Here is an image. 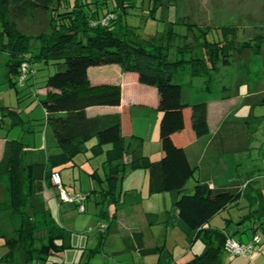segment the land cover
<instances>
[{"label":"trees","instance_id":"obj_1","mask_svg":"<svg viewBox=\"0 0 264 264\" xmlns=\"http://www.w3.org/2000/svg\"><path fill=\"white\" fill-rule=\"evenodd\" d=\"M115 1L113 10L100 14L95 7L87 6L89 2L80 0H75L74 4H68L66 0H0V52L8 54V74L3 80L13 85L22 83L29 78L35 63H41L44 68H56L44 78L45 90L40 104L50 127L48 134L53 136L59 149L56 153H47L44 149L29 151L19 139L5 140L0 158V181L6 183L7 209L12 217L20 219V224L15 235L0 231L7 249L0 256V264H59L60 261H51V256L70 247L69 236L52 217L42 193L47 186L55 187L52 173L59 172L61 167L74 166L75 157L93 138L96 143L90 148L92 156L104 154L103 165L108 167L107 189L100 191L102 202L105 197L118 202L116 188L125 176V165H129L131 171L142 169L147 172L150 194H177L175 205L180 219L192 231L190 239L195 236L204 243L203 252L185 264H224V244L234 233L205 225L217 213L236 204L244 190L250 211L240 222H259L251 227L254 233L263 224L264 200L249 195L253 181L246 182L245 189L239 184L211 188L209 183L195 178L198 166L188 158L184 144L191 137L209 134L208 104L203 100L186 101L182 89L190 82L177 79L178 71L189 66L191 77L206 76L208 88L203 87V92L211 94L209 85L213 74H220L221 69L230 67L234 61L248 60L249 55L258 54L262 39L238 42L234 26L202 29L183 19L170 22L171 25L187 24L183 34L170 25L161 38H140L132 27L122 22L119 13L132 5L133 0ZM39 11L48 15L47 31L33 36L17 29V20ZM108 15L113 18L103 24L102 20ZM213 30L220 32L221 37L210 40L208 35ZM189 34L193 37L192 43L187 41ZM176 37H183L187 43L174 49L171 45ZM112 64L119 65L125 72L137 73L141 84L158 89L159 106L164 112V153L158 160H152L142 152L143 137L125 136L120 114L89 115L87 112L93 106L120 105V84H94L88 74L90 67ZM242 83L236 84V93L230 86L223 85L221 98L229 99L239 93L238 85ZM260 102L264 103V98ZM7 112L13 115L11 125L22 122L16 111L7 109ZM262 118L259 115L241 122H224L216 132L211 148L222 154L250 150L251 128ZM106 145L109 148L105 149ZM192 178L196 183L192 192H187L186 185ZM94 192L91 191L89 196ZM101 214L108 218L104 208ZM37 216L45 223L46 228L41 232L37 230L40 220L36 221ZM159 248L146 247L142 252H156Z\"/></svg>","mask_w":264,"mask_h":264},{"label":"rangeland","instance_id":"obj_2","mask_svg":"<svg viewBox=\"0 0 264 264\" xmlns=\"http://www.w3.org/2000/svg\"><path fill=\"white\" fill-rule=\"evenodd\" d=\"M80 1L89 2L87 6L95 7L100 14L113 10L116 2L115 0ZM132 2V5L126 7L124 11L120 10L119 13L122 22L132 27L140 38H161L171 25L170 22L183 19L202 29H206L208 26H234L236 28L235 40L238 42L249 41L257 37L262 39L258 54L249 55L248 60L234 61L230 67L221 69L220 74H213L212 83L209 85L212 93L209 95L205 94L202 89L203 87L208 88L206 76L191 77L189 66L178 71L177 79L183 83L190 82V87H188L189 97L193 101H206L210 105V116L215 119L222 111L233 113L238 120L259 115L263 116L261 121L251 128L252 143L250 150L236 154L231 153V155L223 153V163L220 161V164L215 165L212 162L214 153L212 154L210 151L212 148L208 149L209 151L204 158V163L206 162L204 166L207 167L206 174L211 172V177L220 186L232 185L235 180L243 181L247 172L250 171L255 181L249 193L256 199L264 200V103L260 102L264 98V0H133ZM66 3L74 4L75 0H66ZM102 6H104L103 9H101ZM171 26L181 34L185 33L188 28L187 24H174ZM17 29L36 36L39 32L48 30V15L43 11H39L32 16L19 19L17 20ZM219 36L221 37V33H215L213 30L208 38L213 40ZM192 40L193 37L189 34L187 41L192 43ZM187 41L183 37H176L171 46L175 49L178 46H184ZM173 48L171 49L173 50ZM7 63L8 54L0 52V155L3 142L6 139L13 138L21 140L30 150H42L45 147L50 127L46 122V113L40 104V99L43 97L45 90L44 78L48 74L54 73L56 68L54 66L44 68L41 63H35L32 66L33 70L29 78L22 83L18 82L13 85L3 80L5 77L7 79ZM238 82L244 83L238 85L239 93L233 94L236 93ZM223 85L231 87L233 91L231 98H221ZM246 94L248 96L245 97ZM6 108L16 111L22 122L11 125L13 115L8 114ZM140 119V123L145 125L144 130L146 131L143 134H147L149 123L151 121L154 123L155 115ZM212 131H214L213 125ZM95 140L93 138L85 143L86 149L75 157L74 166H65L59 169L60 176L68 190L80 192L83 188L87 189L93 186L99 190L102 188L103 185L98 179L91 178V173L95 170L98 171L101 177L104 173L103 161L105 155L101 154L93 157L90 150ZM47 141L50 142L49 134ZM50 145L45 149V152L56 153L59 151L58 148ZM144 145L145 152L143 153L155 154L156 148L154 145L156 144L152 140H147ZM108 147L106 145L104 148ZM159 158L161 156L157 159ZM125 167H129V165H125ZM211 167H215L213 171L212 169L209 170ZM2 182L4 181H0V231L7 235H15L16 230L19 228L20 219L12 217L7 209V191L5 182ZM57 202L49 199L47 205L51 209L52 217L65 229L69 236L68 241L72 248H67L68 258H76L77 256L78 260L83 252L84 258L87 255H93L92 250L95 248L93 240L94 226L98 213L105 207L102 197L98 196L95 200L93 195L87 200L85 202V212H79L75 204L61 203L59 200ZM249 211L248 199L243 197L237 204L216 216L213 222L219 223V226L220 224L224 225L223 217H231L234 221L231 227L235 228L241 218ZM37 217L36 221L40 218ZM248 223V221L245 222V226ZM45 228V223L40 218L37 222V230L41 232ZM258 233L260 239L263 240L260 244L263 251L254 252L253 255H262L263 258L257 264H264V221ZM6 250L4 239L0 236V255ZM57 259L58 257L53 255L50 260L55 261ZM77 260L76 262H78ZM59 264H63V262L60 261Z\"/></svg>","mask_w":264,"mask_h":264},{"label":"crops","instance_id":"obj_3","mask_svg":"<svg viewBox=\"0 0 264 264\" xmlns=\"http://www.w3.org/2000/svg\"><path fill=\"white\" fill-rule=\"evenodd\" d=\"M88 74L91 82L94 84L116 83L120 84L122 89L121 103L119 106L89 107L87 110L88 114H120L122 116V129L125 136L128 137L130 134H135L143 137L145 143L147 140H152L154 144H156L154 145L156 148L155 154L150 152L144 154L153 159L162 156L164 153V137L162 135L164 112H162L159 106L160 95L158 89L154 86L141 84L138 81L137 73L125 72L116 64L90 67ZM188 87L190 86H185L182 89L183 98L190 103L199 101H193L189 97L190 94L188 93ZM246 96H248V94H246L245 97ZM209 110L210 105L208 104L207 119L210 129L209 134L201 138L191 137L184 146L190 161L198 166V169L195 172V178H199L202 182L209 183L211 188L226 187L217 185L210 175L211 172L206 174L207 167L204 166L206 164V162L204 163V158L205 154L211 149V142L220 126L226 121L241 122L242 120H238V118L236 119L233 113H224V111L219 113L215 119L210 116ZM153 114L155 115V121L154 123H152V121L149 123V128L146 132L147 134H143L146 130H144L145 125L140 123V118H145L146 116L151 117ZM212 125L214 126V131H212ZM172 137L174 138L175 136L172 135ZM47 139L48 134L43 149H47L50 144L51 147L53 146L56 148V141L53 136L49 134L50 142H48ZM95 143L96 140L92 145ZM144 147L142 152H145ZM27 150L32 151L29 148H27ZM210 151L212 154L214 153L212 155L213 164H220V161L223 163L224 156L222 153L219 154V151H214L213 149ZM228 154L231 155V153ZM103 168V177L98 174L97 170L91 173V178L98 179L103 185L102 188L99 190L93 186L92 188H83L80 192H87L89 194L91 191H95L91 194L92 196L94 195L95 200L98 196L102 197L100 191L107 189L105 178L108 173V167L105 166ZM214 168L215 167H211L209 170L212 169L213 171ZM197 174L198 176L196 177ZM249 174L250 171L247 172L243 181L235 180L232 185L239 184L244 188L246 182H254L255 178L252 174ZM195 178L188 181L186 185L187 192L193 190L196 183ZM63 184L67 189L66 184L64 182ZM50 188L52 189L50 190ZM250 189H252V187ZM68 191L75 192L72 190ZM116 194L119 195L118 202L110 201L109 197L104 198L103 204L105 207L103 208L107 210L108 218L102 214L100 215V212L97 215V220L94 226L95 233L93 240L95 248L92 250L94 252L93 255L90 254L84 258L85 255L83 252L78 260L77 256L76 258L69 259L66 253L68 250L66 248L64 251L54 255L58 257L57 261H62L63 264H185L194 258L195 255L203 252V241L195 236L190 239L192 231L179 217V212L175 205L177 194L174 192L150 194L148 188V174L145 170L138 169L131 171L130 167H126L125 176L118 184ZM42 195L46 203L49 199H53L58 203V192L55 187L47 186ZM91 195L87 200L92 197ZM249 195L254 197L251 193H249ZM243 197H245V190L241 198ZM58 206L59 208L61 207L60 204H58ZM232 206L224 210H228ZM224 210L217 213L205 225V227L224 230L228 234L234 233L231 236L241 241L251 240L256 235L260 238L258 231L254 233L251 229L252 226H257L259 222L248 221V225L245 226V222L241 223L239 221L235 228L231 227V225L234 224L231 217H223L224 225L220 224L219 226V223L213 222L216 216L222 214ZM263 221L264 219L262 220V223ZM228 229H230L229 232ZM103 234H105V236L104 238H101ZM261 241L263 240L260 239L259 243L255 246L253 253L263 251L260 245ZM153 246L160 248L156 252H142L143 248ZM68 248H72V245L70 244V247ZM253 253L248 257H231L226 251H224L222 254V261L224 264H257L263 257L259 254L253 255ZM76 260L78 262H76Z\"/></svg>","mask_w":264,"mask_h":264},{"label":"built area","instance_id":"obj_4","mask_svg":"<svg viewBox=\"0 0 264 264\" xmlns=\"http://www.w3.org/2000/svg\"><path fill=\"white\" fill-rule=\"evenodd\" d=\"M113 18V15L106 16L102 23L106 24L107 21ZM26 65H22V70L25 71ZM24 76V75H23ZM22 76V78H23ZM52 182L58 190V200L61 203H72L78 207L79 212H85V202L89 196L87 192H70L68 191L62 181L59 172H53L51 175ZM60 204V203H59ZM260 238L256 235L251 240L241 241L233 236H228L224 249L231 257H248L255 250V246L259 243Z\"/></svg>","mask_w":264,"mask_h":264}]
</instances>
